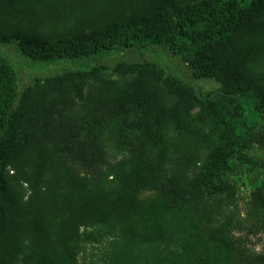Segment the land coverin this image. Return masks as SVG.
<instances>
[{"label":"trees","instance_id":"1","mask_svg":"<svg viewBox=\"0 0 264 264\" xmlns=\"http://www.w3.org/2000/svg\"><path fill=\"white\" fill-rule=\"evenodd\" d=\"M256 144L264 0H0V264H264Z\"/></svg>","mask_w":264,"mask_h":264},{"label":"rangeland","instance_id":"2","mask_svg":"<svg viewBox=\"0 0 264 264\" xmlns=\"http://www.w3.org/2000/svg\"><path fill=\"white\" fill-rule=\"evenodd\" d=\"M251 151L253 154L256 153L257 156L264 155V148L262 145H253ZM231 182L235 193L234 200L236 205L234 212L238 214L239 217H242L244 204L248 196V190L243 186L241 179L231 180ZM21 186V188H25L24 185ZM22 193L24 196L27 195L26 190H22ZM239 238L241 239V243L247 252L253 254L264 252V237L262 234H251L250 232L241 231L239 233Z\"/></svg>","mask_w":264,"mask_h":264}]
</instances>
